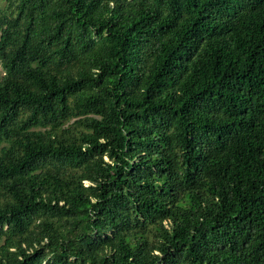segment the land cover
<instances>
[{"label":"trees","instance_id":"trees-1","mask_svg":"<svg viewBox=\"0 0 264 264\" xmlns=\"http://www.w3.org/2000/svg\"><path fill=\"white\" fill-rule=\"evenodd\" d=\"M0 264H264V0H0Z\"/></svg>","mask_w":264,"mask_h":264}]
</instances>
